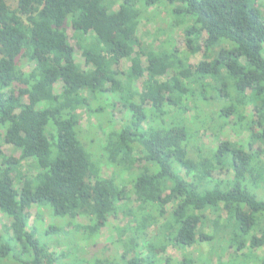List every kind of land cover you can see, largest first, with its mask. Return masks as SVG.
<instances>
[{"label": "trees", "instance_id": "trees-1", "mask_svg": "<svg viewBox=\"0 0 264 264\" xmlns=\"http://www.w3.org/2000/svg\"><path fill=\"white\" fill-rule=\"evenodd\" d=\"M153 8L187 23L184 50L169 38L147 51L138 29ZM202 36V60L191 64ZM123 62L130 67L118 68ZM117 106L121 115L105 120ZM78 111L102 119L99 155L83 143ZM229 116L234 133L264 146V12L255 0H0V214L8 222L0 220V262L63 264L40 238L60 230L39 235L28 225L34 206L37 219L44 209L63 223L89 218L75 228L97 253L89 264H161L152 249L129 253L155 240L184 252L220 233L221 251L245 264L264 247V160L246 143L220 141L206 154L199 145L201 130ZM119 214L136 244L118 239L120 253L90 242ZM208 224L218 231L206 234Z\"/></svg>", "mask_w": 264, "mask_h": 264}, {"label": "rangeland", "instance_id": "rangeland-1", "mask_svg": "<svg viewBox=\"0 0 264 264\" xmlns=\"http://www.w3.org/2000/svg\"><path fill=\"white\" fill-rule=\"evenodd\" d=\"M251 1V0H250ZM257 7L264 12V0H255ZM119 2L117 1L114 5L115 9H118ZM162 12H161V11ZM157 10L155 8L147 10L145 17L142 19L141 24L138 29V36L141 38L142 42L145 43L147 46V51H159L162 47L166 45V42L169 38V42L173 43L178 50L185 49V38L183 36V27L187 23L180 24L179 21L174 18L173 15L167 14L164 12L163 9ZM175 20V21H173ZM171 25V30L169 29V25ZM169 36V37H168ZM205 37L202 36L199 42L200 51L195 54L194 56L190 57L191 64H197L200 60H202L203 55V45H204ZM171 40V41H170ZM71 45L75 48V57L76 61L81 63L80 53L75 47L74 40H70ZM142 64H146V58L144 56L141 57ZM34 63L28 61L27 64L23 67V71L28 72L32 69ZM130 67V64L123 62L120 68L121 70H126ZM172 72L168 74L171 75ZM139 89L141 86L136 85ZM121 108L120 106L114 107L108 110V115L105 117V120L108 116L111 119L118 118L121 115ZM78 114L81 119V133L83 137V143L86 146L87 150L92 153L93 155H99L101 153V143L103 141V133L101 131V123L99 117L90 116L84 111H78ZM246 115L251 116L250 118L256 119V116H253L252 107L249 106L246 109ZM216 119L215 123H210L206 130H201L199 133V145L204 146V154L211 148L217 146V143L220 141H229L232 143H237L238 145H248L249 149L252 151L258 152L261 154V158L264 160V146L261 141L250 142V134L245 133H234L233 131V123L234 118L229 116L226 119ZM219 126V127H218ZM250 143V144H249ZM2 151L5 155L13 156L18 158L19 153L16 152L10 145H3ZM215 176H219V178L229 179L231 177L230 174H220ZM258 196L264 198V191L262 189L257 190ZM30 213V220L29 226L35 225L38 229L39 235H41L42 231L47 229L50 225L53 227L58 228L60 231L49 237L47 239L41 238V240L46 243L49 247V252L55 258H60V262L63 264H89L88 261L91 260L96 252H90V244H86L83 241L82 234L75 231L76 225L86 226L90 223L88 217H84L78 219L76 223L68 224L63 223L62 221L55 220L51 217L48 210H42V217L39 219L36 218L37 208L31 206L29 209ZM224 218L225 215L222 214ZM214 219V216L211 217V220ZM0 220H3L5 223L7 222L6 218H4L0 214ZM8 223V222H7ZM128 224V220L124 218L122 215L113 216L109 220V227L108 228H101L94 236L90 242L98 245L102 244H112L115 248L119 249V252H122V245L118 243V239H122L124 241H128L129 245L136 244L137 241H134L130 238L131 233L126 227ZM214 225L208 224V226L203 228V231L207 234L216 233ZM149 235H154V230H149ZM222 233L219 234V239L214 241L212 244L210 243H200L198 248L195 249H187L183 251H177L172 249L171 247H167L166 249L162 250L159 247V240H155L152 244H148V246H153L150 248L146 247V243L144 242L139 244V248H135L131 250L129 253V258L135 256V253L140 254L143 257L147 250L152 249L158 255L161 264H165V262L169 261H176L179 262L184 257H194L199 258L202 262L201 264H243V260H237L231 258L233 250L230 248L228 251H221L222 247L226 245L224 243L221 244L219 240L222 237ZM148 236L145 237L147 239ZM149 239V238H148ZM149 243V242H148ZM144 245V246H143ZM89 250V251H88ZM247 253V251H245ZM253 257L247 261H244L246 264H254L258 263V260L264 259V247L256 249L251 252ZM0 264H15L9 260L4 261ZM91 264V263H90Z\"/></svg>", "mask_w": 264, "mask_h": 264}]
</instances>
